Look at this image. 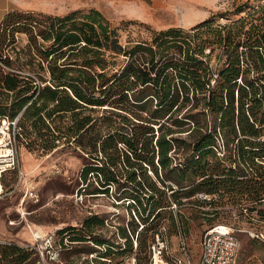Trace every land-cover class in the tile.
<instances>
[{
	"label": "trees",
	"instance_id": "trees-1",
	"mask_svg": "<svg viewBox=\"0 0 264 264\" xmlns=\"http://www.w3.org/2000/svg\"><path fill=\"white\" fill-rule=\"evenodd\" d=\"M234 11L245 15L218 24V17L228 13L213 14L187 30L149 28L148 39L126 44L120 40V28L95 9L64 17L8 12L0 25L4 37L0 119L21 115L19 141L27 150L52 151L63 139L82 146L84 137L91 136L84 152L100 163L84 168V183L88 186L91 175L104 193L116 187L120 201L132 208L141 209V198H149L145 219L171 207L156 199L167 190L179 205L196 193L234 201L243 194L260 197L264 193V4H244ZM18 30L29 36L19 68L37 67L45 73L38 81L19 75L1 53L15 43L7 41L8 34ZM98 110L106 116L96 130L92 114ZM249 176L252 179L247 180ZM207 205L213 203L200 200L195 211L212 214L198 211ZM214 205L224 206L221 201ZM91 216L83 223L89 237L69 240L66 229L59 233L61 245L92 240L93 229L104 221ZM180 222L185 228L182 215ZM145 228L135 231V249ZM160 229L149 243V264L150 246ZM103 248L107 249L101 262L112 264V254L127 247L102 243L98 249ZM32 252L16 245L0 246V264L6 259L24 264ZM96 254H91L93 259Z\"/></svg>",
	"mask_w": 264,
	"mask_h": 264
},
{
	"label": "rangeland",
	"instance_id": "rangeland-1",
	"mask_svg": "<svg viewBox=\"0 0 264 264\" xmlns=\"http://www.w3.org/2000/svg\"><path fill=\"white\" fill-rule=\"evenodd\" d=\"M244 4L258 7L264 4V0H0V25L4 15L12 9L60 17L75 11L88 12L95 9L101 12L113 27L120 28V40L126 44L130 40L148 39L149 28L155 31L171 27L187 30L213 14L228 13L227 17H218V24L236 21L245 14L238 16L234 10ZM127 23L137 25L126 27ZM3 38L0 37V41ZM6 38L8 42L15 41L12 46L1 52L12 63L11 68L22 77H31L35 81H38L39 76L45 75L37 67L35 70L29 67L19 68V64L21 65V61L26 57L21 51L29 42V36L23 30H18L13 35L9 33ZM122 64V61L119 62V65ZM11 100L8 103H11ZM92 115L97 120L98 130L105 124L102 116L106 115L101 110ZM90 137H84L82 143L85 145L82 146L73 142L67 143L66 139H63L52 151L27 150L21 147L22 178L20 179L19 172L10 173L4 178L3 190L0 191V246L16 245L27 253L33 250L34 254L24 264H39L41 259L34 247L51 234H56L59 255L54 261L47 259L46 264H103L101 253L107 248H103L101 252L98 247H101L102 243L116 248L123 245L127 247L124 252L112 254V264H149V243L156 229L163 226H166L174 256L184 261H196L200 256L202 237L213 225H227L236 231L241 241L238 264H264V207L261 203L264 193H260V197L255 194H243L237 196L235 201L227 196L222 199L218 195L212 196V206L198 208V211L212 213L204 215L195 211L194 205L200 201L197 193L190 198L184 197L182 205H179L167 190L165 196L156 199L160 201L161 206L171 207H163L159 215L157 212L153 215L151 213L149 219H145L149 213L146 206L150 203L149 198H141V209L132 208L125 200L120 201L116 187L108 193L100 191L97 179L91 175L86 186L82 177L84 168L100 163L92 161L84 152L83 147L88 149L90 146ZM228 154L227 151L226 155ZM260 166L262 165L257 162V168ZM148 173L151 174V169H148ZM251 177L247 180L252 179ZM83 186H86V189ZM28 188L35 189L36 198H26ZM81 195L83 202L77 198ZM220 201L224 206L216 207L214 204ZM144 209L147 211L144 212ZM215 211H219V214H215ZM91 215H98L104 221L103 226L93 229L92 240L72 241L68 245H61L62 236L59 233L67 231L66 229H69L66 232L70 236L69 240L76 239L75 237H89L83 223L92 217ZM180 215L187 222L185 228L180 222ZM173 218L176 226L173 224ZM143 226L146 228L140 233L138 248L135 249L136 232ZM125 237L127 241L119 240ZM183 243L186 253L180 248ZM92 253H97L95 259L91 258ZM1 264L12 263L6 259Z\"/></svg>",
	"mask_w": 264,
	"mask_h": 264
},
{
	"label": "built area",
	"instance_id": "built-area-1",
	"mask_svg": "<svg viewBox=\"0 0 264 264\" xmlns=\"http://www.w3.org/2000/svg\"><path fill=\"white\" fill-rule=\"evenodd\" d=\"M6 70V67H4ZM20 116L14 120L9 118L0 119V191L3 190V181L6 175L19 172L20 179L23 173L20 170V137L19 126ZM34 188H28L26 198H36ZM83 202V195L77 197ZM198 198L203 201H210L211 196L199 194ZM264 207V199L262 200ZM38 242V241H37ZM68 243V241H65ZM56 234H51L42 239L40 245L34 247L40 256L39 264H46L47 259L52 261L58 258ZM136 248V245H135ZM183 253H186L185 244L180 245ZM241 251V241L236 231L227 225L210 226L204 233L201 240V252L198 260L184 261L174 256L171 251L166 226H163L155 235L150 246V264H238ZM47 253V256H46ZM93 255H91V258ZM108 263L111 260H107Z\"/></svg>",
	"mask_w": 264,
	"mask_h": 264
},
{
	"label": "crops",
	"instance_id": "crops-1",
	"mask_svg": "<svg viewBox=\"0 0 264 264\" xmlns=\"http://www.w3.org/2000/svg\"><path fill=\"white\" fill-rule=\"evenodd\" d=\"M11 11H16V9H12ZM11 11H9V12H11ZM7 13H8V12H7ZM7 13H6V14H7ZM6 14H5V15H6ZM5 15H4V16H5ZM3 18H4V17H3ZM3 18H2V20H3ZM1 22H2V21H1Z\"/></svg>",
	"mask_w": 264,
	"mask_h": 264
}]
</instances>
